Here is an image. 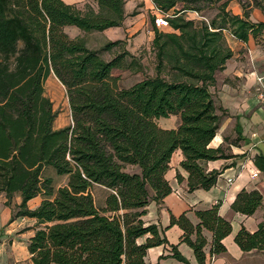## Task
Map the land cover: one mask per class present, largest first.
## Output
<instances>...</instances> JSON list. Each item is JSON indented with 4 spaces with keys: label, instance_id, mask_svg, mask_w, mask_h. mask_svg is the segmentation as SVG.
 <instances>
[{
    "label": "trees",
    "instance_id": "16d2710c",
    "mask_svg": "<svg viewBox=\"0 0 264 264\" xmlns=\"http://www.w3.org/2000/svg\"><path fill=\"white\" fill-rule=\"evenodd\" d=\"M93 1L98 12L82 15L62 0H0V193L8 202L20 197L10 222L35 221L27 246L32 264H144L148 249L166 245L158 227L142 217L150 202L160 204L171 193L165 175L174 152L182 154L188 192L210 190L220 172H207L203 164L227 159L209 146L222 111L210 88L232 57L225 32L242 42L264 35V22L249 19L254 9L264 15V0H237L242 16L226 10L234 0H150L167 15L169 28L158 29L152 18L157 75L118 90L111 72L128 68V52L106 61L64 32L68 26L90 33L122 25L124 0ZM216 4L208 23L186 18ZM122 44L109 42L102 51ZM164 68L167 78L160 76ZM50 74L64 87L70 109L71 124L60 129L53 128L56 113L44 94ZM171 116L178 117L175 128L157 125ZM254 165L264 172V157L257 155ZM45 167L67 176V184L54 192L52 179L42 177ZM175 178L182 181L179 173ZM93 186L108 191L101 209ZM38 197L30 209L28 202ZM263 200L257 190H241L231 209L251 216ZM195 216L196 225L182 214L171 216L169 226L182 231L180 242L205 264L203 230L212 235L214 257L226 252L222 241L232 227L217 204ZM234 243L242 252H264V215L254 232L239 229ZM171 248L172 257L187 264Z\"/></svg>",
    "mask_w": 264,
    "mask_h": 264
},
{
    "label": "crops",
    "instance_id": "0c3cea01",
    "mask_svg": "<svg viewBox=\"0 0 264 264\" xmlns=\"http://www.w3.org/2000/svg\"><path fill=\"white\" fill-rule=\"evenodd\" d=\"M62 1L67 4L72 0ZM226 10L233 15L242 16V9L235 0L228 3ZM249 19L252 22H264V15L254 9ZM225 40L232 51V57L226 62L224 69L215 74V84L210 88L216 106L222 111L218 112L221 116L219 127L209 146L214 149L220 148L227 159L203 164L207 172H220L216 184L210 190L188 192L187 173L179 166L182 154L179 150L174 152L170 160V168L165 175L171 193L160 204L150 202L146 207V214L142 217L145 225L154 224L158 227L167 244L148 249L144 264H183L172 257V246L176 247L187 264H198L192 249L180 242L182 231L177 226H169L170 217L185 214L191 224L196 225L198 220L195 212L209 209L216 204L218 214L231 223L232 230L222 241L226 252L214 257L209 255L212 235L203 230L202 234L206 239L205 264H264V252H242L234 243V236L239 229L243 227L252 233L262 222L264 200L251 216L240 215L231 209L232 202L241 190H257L264 199V172L259 171L254 165V158L257 155L264 157V112L258 107L255 98L256 79L259 76L264 77V35L262 39L254 40L250 37L246 42H242L225 32ZM171 117L174 118L173 128H175L178 117ZM70 124L71 121L63 127ZM63 127L55 128L54 120V129ZM163 129H172V127ZM176 173L180 174L181 182L176 180ZM253 173H257V177L253 178ZM33 200L28 202L30 209H34L40 202L39 200L31 206ZM9 218L10 210L5 209L0 219V227ZM19 220L31 222L35 230L34 220L17 218L12 222L14 226ZM34 230L31 229L26 236L25 243L20 239L7 246L2 241L0 264H32L27 246ZM5 235L8 237L7 233ZM145 239L146 237H141L137 242L142 244Z\"/></svg>",
    "mask_w": 264,
    "mask_h": 264
},
{
    "label": "rangeland",
    "instance_id": "374dc122",
    "mask_svg": "<svg viewBox=\"0 0 264 264\" xmlns=\"http://www.w3.org/2000/svg\"><path fill=\"white\" fill-rule=\"evenodd\" d=\"M124 21L120 27H113L101 32H81L75 26H68L64 32L69 38H82L86 47L90 50L99 51L101 57L108 61L115 55L123 51L128 52L126 63L129 65L127 69L112 70L111 76L115 80V85L118 90L127 89L135 83L144 80L145 78L155 77L157 75L156 66L158 63L156 51L153 49L151 42L154 36L151 26V20L157 16V11L153 8L149 0H124ZM238 3V1L236 0ZM67 5L72 6L80 14L84 15L88 11L98 12V7L93 0H72ZM218 4L211 6L201 13L188 12L186 18L195 22L204 21L208 23L217 14ZM155 25V24H154ZM160 30L169 31V28H161ZM122 41L123 44L112 48L109 52L102 51L105 44L109 42ZM160 76L167 78V69L164 68ZM44 94L52 103L53 111L56 113L55 128L63 127L67 122L71 121L70 109L64 87L50 74L44 83ZM157 125L162 128H173L174 118H161L156 121ZM177 126V125H176ZM127 172H135L136 168L127 167ZM42 177L52 179L54 192L67 184V176H59L53 168L45 167L42 171ZM94 203L98 209L104 206L105 197L108 191L100 186H93L90 189ZM41 198V197H40ZM40 198L33 200L31 206L36 204ZM20 203V197L14 195L8 202L4 193H0V219L5 209L10 210V218L3 226L0 227V243L3 241L7 246H10L13 241H22L25 243L26 236L31 232L32 223L27 220H19L14 226L13 221L10 222L11 216ZM7 233L8 237H6ZM19 241V243H20Z\"/></svg>",
    "mask_w": 264,
    "mask_h": 264
},
{
    "label": "built area",
    "instance_id": "2783aa9c",
    "mask_svg": "<svg viewBox=\"0 0 264 264\" xmlns=\"http://www.w3.org/2000/svg\"><path fill=\"white\" fill-rule=\"evenodd\" d=\"M153 22L155 24V27H157L158 29L168 27L167 15L158 14L157 16L154 17ZM256 82H257V88L255 91L256 103L258 107L264 112V77L263 76L257 77ZM252 177L253 178L257 177V173H253Z\"/></svg>",
    "mask_w": 264,
    "mask_h": 264
}]
</instances>
